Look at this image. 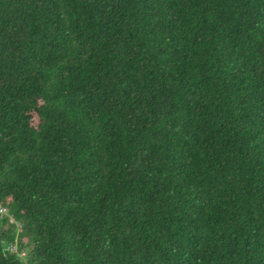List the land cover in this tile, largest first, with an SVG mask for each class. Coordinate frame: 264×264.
Wrapping results in <instances>:
<instances>
[{
	"label": "trees",
	"instance_id": "1",
	"mask_svg": "<svg viewBox=\"0 0 264 264\" xmlns=\"http://www.w3.org/2000/svg\"><path fill=\"white\" fill-rule=\"evenodd\" d=\"M0 206V264H264V0H0Z\"/></svg>",
	"mask_w": 264,
	"mask_h": 264
},
{
	"label": "built area",
	"instance_id": "2",
	"mask_svg": "<svg viewBox=\"0 0 264 264\" xmlns=\"http://www.w3.org/2000/svg\"><path fill=\"white\" fill-rule=\"evenodd\" d=\"M5 212H6L5 208L0 206V216H3L5 214ZM8 248H9V251L11 253H15L16 252V248L14 246H9ZM19 256L20 257L24 256V253L23 252L20 253Z\"/></svg>",
	"mask_w": 264,
	"mask_h": 264
}]
</instances>
